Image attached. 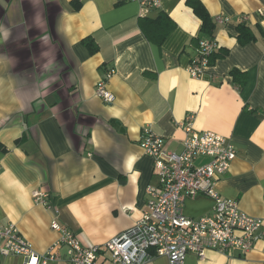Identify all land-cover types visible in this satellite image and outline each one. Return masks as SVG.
Returning a JSON list of instances; mask_svg holds the SVG:
<instances>
[{"label":"crops","instance_id":"0c3cea01","mask_svg":"<svg viewBox=\"0 0 264 264\" xmlns=\"http://www.w3.org/2000/svg\"><path fill=\"white\" fill-rule=\"evenodd\" d=\"M200 1L212 18L229 20L214 33L218 53L227 55L196 79L188 68L206 36L186 0H162L158 9L137 0H81L78 10L73 0H0V224H14L37 253L60 238L51 229L55 210L85 246L103 247L133 227L148 187L159 182L140 146L143 130L151 127L165 149L181 152L189 116L195 129L227 138L237 151L217 184L220 195L264 221V0ZM161 14L175 27L159 46L139 19ZM87 37L97 54L83 44ZM234 70L244 74L243 85ZM101 80L113 104L96 96ZM38 190L50 194L52 209L34 201ZM213 208L198 196L187 199L185 214L199 219ZM261 233L248 253L190 254L186 264H264V227ZM59 253L63 261L54 264H69L66 250ZM24 263L21 256L0 262ZM96 264L112 263L102 253Z\"/></svg>","mask_w":264,"mask_h":264},{"label":"built area","instance_id":"2783aa9c","mask_svg":"<svg viewBox=\"0 0 264 264\" xmlns=\"http://www.w3.org/2000/svg\"><path fill=\"white\" fill-rule=\"evenodd\" d=\"M142 8L158 9L162 0H137ZM229 19L214 17L217 25ZM220 45L215 38H203L198 42V53L188 68L192 78H202L206 69L214 64L213 57ZM112 73L109 74V77ZM95 94L105 104L115 102L107 80L97 83ZM193 116L184 122L186 138L181 152L165 149L164 138L151 127L143 130L140 146L153 159L158 177L156 186L147 189L148 201L142 217L130 229L114 237L103 247L85 246L78 235L60 222L59 210L51 222V229L60 238L42 254L37 253L14 224H0L1 257L21 256L24 264H54L63 261L60 250H66L69 264H96L102 253L112 264H147L161 256L169 264H186L190 254L201 260L208 251L229 254L236 250L250 252L262 238L264 221L244 213L238 202L223 198L217 184L225 176L237 156L234 145L225 137L194 127ZM206 196L214 201L211 215L199 219L185 214L188 198ZM34 201L52 209L50 194L34 191Z\"/></svg>","mask_w":264,"mask_h":264},{"label":"trees","instance_id":"16d2710c","mask_svg":"<svg viewBox=\"0 0 264 264\" xmlns=\"http://www.w3.org/2000/svg\"><path fill=\"white\" fill-rule=\"evenodd\" d=\"M73 4L78 10L82 3L81 0H73ZM186 4L190 7L194 14L201 20L202 26L201 31L206 36V38H214V33L217 28V24L214 22V18L209 14L208 10L206 9L205 5L200 0H186ZM139 25L141 30L143 31L144 35L150 40L151 42L161 45L164 40L168 37L170 32L175 27L174 22L168 17L161 14L156 20L146 19L141 17L139 19ZM240 41L242 43L248 42L250 39L246 37V33L244 31V27L240 26ZM83 44L86 48H88L90 54L95 55L99 52V46L96 41L92 37H87L83 40ZM227 55V52L218 53L213 57L214 61H217L220 58H223ZM240 72L234 70L232 72V76L235 81L239 83V80H242V83L239 84L240 86L245 83V77H243ZM241 77V78H240ZM243 77V78H242Z\"/></svg>","mask_w":264,"mask_h":264},{"label":"rangeland","instance_id":"374dc122","mask_svg":"<svg viewBox=\"0 0 264 264\" xmlns=\"http://www.w3.org/2000/svg\"><path fill=\"white\" fill-rule=\"evenodd\" d=\"M188 199H190V198H188ZM138 221H139V220H138ZM138 221H137V222H138ZM131 228H132V227H131Z\"/></svg>","mask_w":264,"mask_h":264}]
</instances>
